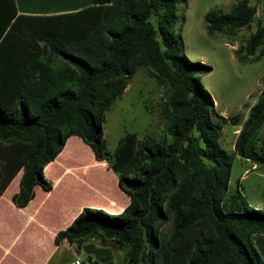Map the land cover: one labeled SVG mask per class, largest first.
<instances>
[{
    "label": "trees",
    "instance_id": "16d2710c",
    "mask_svg": "<svg viewBox=\"0 0 264 264\" xmlns=\"http://www.w3.org/2000/svg\"><path fill=\"white\" fill-rule=\"evenodd\" d=\"M180 1L0 0V197L20 172L15 206L26 207L36 187L52 191L44 168L77 137L129 199L115 215L83 208L57 233L56 245L97 239L125 251L120 263L89 257L79 264H264V208L251 206L240 185L229 190L236 157L264 172V135L257 134L264 85L245 119L218 114L201 83L211 67L185 54ZM254 22L256 31L235 52L243 64L257 62L264 45L257 7L237 0L228 12L205 16L209 35L232 36ZM139 69L169 92L165 131L143 139L127 133L111 153L106 113ZM214 118L241 127L233 153L221 146Z\"/></svg>",
    "mask_w": 264,
    "mask_h": 264
},
{
    "label": "rangeland",
    "instance_id": "374dc122",
    "mask_svg": "<svg viewBox=\"0 0 264 264\" xmlns=\"http://www.w3.org/2000/svg\"><path fill=\"white\" fill-rule=\"evenodd\" d=\"M237 0H186L177 5V15L180 18L177 30L181 32L184 40L185 54L193 62H198L211 67V71L201 77V83L210 93L218 114L229 118L240 114L242 118L248 116L249 109L254 105L264 85V45L256 52L259 60L255 63L243 64L235 56L238 49L244 48L250 36L256 31V23L248 28H243L229 36L225 34L209 35L206 30L205 16L212 9H220L228 12ZM250 5L257 7V18L264 23V0H249ZM21 6L22 0H19ZM30 2V0H29ZM35 6H32L34 9ZM185 17V23H182ZM156 25V19L152 18ZM240 57L244 58L242 50ZM249 57L247 60H249ZM168 90L165 86L158 85L150 78L145 70L139 69L133 76L123 96L111 106L106 113L103 124L104 138L107 149L113 153L120 140L127 133H136L139 139L145 135L160 138L166 127V121L162 116V104L168 99ZM215 122L222 124L220 144L229 153H233L236 140L237 127L231 123H223L214 118ZM257 134L262 138L264 128ZM75 138V137H73ZM79 141L69 143V159L77 160L78 172L69 178V190L67 183L57 184L49 203L57 204L58 211L65 210L69 213V222L72 216L83 208H96L106 211L110 215L116 213L109 211L110 203L121 206L127 201L117 187L118 177L108 170L87 150L79 146ZM60 160H65L62 157ZM70 163V162H69ZM250 161L236 157L230 173L229 190L233 191L240 185V190L251 206H263L264 208V172L252 169ZM57 173L56 167H52ZM246 177L241 179L243 174ZM47 178V177H46ZM241 179V180H240ZM241 183V184H240ZM92 186L102 187L105 199L98 198L92 192ZM116 207V206H115ZM119 211L120 208L117 207ZM7 220L12 215L8 197L2 202L0 216ZM66 214V215H67ZM8 221V220H7ZM125 251L115 244L102 246L97 239L85 241L81 247L69 245V259L72 264L77 261H87L89 257L99 261L114 259L120 263Z\"/></svg>",
    "mask_w": 264,
    "mask_h": 264
},
{
    "label": "crops",
    "instance_id": "0c3cea01",
    "mask_svg": "<svg viewBox=\"0 0 264 264\" xmlns=\"http://www.w3.org/2000/svg\"><path fill=\"white\" fill-rule=\"evenodd\" d=\"M237 128L236 138L241 127ZM76 139L79 141V146L94 157L91 149L79 138L71 137L68 139L58 157L44 168L45 178L47 177L46 179L53 184L52 191L44 192L41 188L36 187L34 198L26 207L19 208L15 206L12 198L19 191L22 176V172H20L0 197V207L8 197L12 211V215H8V221L4 218V214L3 217L0 216V264H72V259H69V245L73 244L63 240L56 245L54 240L59 231L66 229L75 220L83 207L72 216V220L69 222V213L67 214L66 209L58 211V205L49 203V200L53 196L57 184L67 183V189L69 190V178H73V173L78 172L77 160L69 159V153L74 154L72 151L69 152V143ZM62 157H65V160H60ZM97 163L107 167V163L104 161ZM53 166L56 167V174L55 170L52 169ZM252 169H256V165L252 166ZM246 173L247 171L241 179L246 177ZM92 188V192L98 198L105 199L102 187L92 186ZM126 198L127 201L121 206L115 204V207L112 206L114 202L110 203V206L107 207L109 208L108 212L120 213L129 203L128 197ZM94 207L100 208L97 205ZM117 207L120 210L116 212ZM254 207L262 208L263 206L256 205Z\"/></svg>",
    "mask_w": 264,
    "mask_h": 264
},
{
    "label": "built area",
    "instance_id": "2783aa9c",
    "mask_svg": "<svg viewBox=\"0 0 264 264\" xmlns=\"http://www.w3.org/2000/svg\"><path fill=\"white\" fill-rule=\"evenodd\" d=\"M76 264H79V261H77Z\"/></svg>",
    "mask_w": 264,
    "mask_h": 264
}]
</instances>
